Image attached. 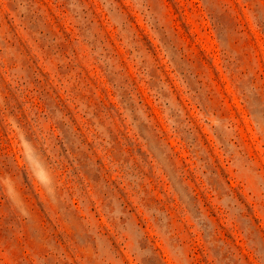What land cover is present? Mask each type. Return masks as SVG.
<instances>
[{
  "label": "rangeland",
  "instance_id": "obj_1",
  "mask_svg": "<svg viewBox=\"0 0 264 264\" xmlns=\"http://www.w3.org/2000/svg\"><path fill=\"white\" fill-rule=\"evenodd\" d=\"M0 264H264V0H0Z\"/></svg>",
  "mask_w": 264,
  "mask_h": 264
}]
</instances>
